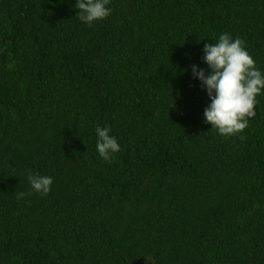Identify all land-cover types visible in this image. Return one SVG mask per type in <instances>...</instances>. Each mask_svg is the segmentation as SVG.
Wrapping results in <instances>:
<instances>
[{
  "label": "trees",
  "instance_id": "16d2710c",
  "mask_svg": "<svg viewBox=\"0 0 264 264\" xmlns=\"http://www.w3.org/2000/svg\"><path fill=\"white\" fill-rule=\"evenodd\" d=\"M74 3L0 0V264H264V95L224 136L191 71L226 32L264 72V0Z\"/></svg>",
  "mask_w": 264,
  "mask_h": 264
},
{
  "label": "clouds",
  "instance_id": "9594fccd",
  "mask_svg": "<svg viewBox=\"0 0 264 264\" xmlns=\"http://www.w3.org/2000/svg\"><path fill=\"white\" fill-rule=\"evenodd\" d=\"M110 3L75 0V15L82 24L92 26L111 15ZM202 51L207 70L194 64L191 71L210 100L203 112L204 122L224 136L242 133L256 115L257 97L264 95V72L256 67L244 42L229 33H221L215 43H205ZM95 135L97 153L103 160H111L121 149L118 139L109 126H97ZM27 179L35 193L47 196L52 191L53 177L49 175L29 171Z\"/></svg>",
  "mask_w": 264,
  "mask_h": 264
},
{
  "label": "water",
  "instance_id": "95a60500",
  "mask_svg": "<svg viewBox=\"0 0 264 264\" xmlns=\"http://www.w3.org/2000/svg\"><path fill=\"white\" fill-rule=\"evenodd\" d=\"M144 263V259H138L133 261V264H143Z\"/></svg>",
  "mask_w": 264,
  "mask_h": 264
}]
</instances>
